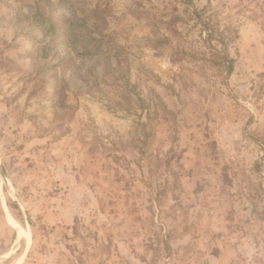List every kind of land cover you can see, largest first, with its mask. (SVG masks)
Instances as JSON below:
<instances>
[{
    "label": "rangeland",
    "instance_id": "374dc122",
    "mask_svg": "<svg viewBox=\"0 0 264 264\" xmlns=\"http://www.w3.org/2000/svg\"><path fill=\"white\" fill-rule=\"evenodd\" d=\"M0 264H264V0H0Z\"/></svg>",
    "mask_w": 264,
    "mask_h": 264
},
{
    "label": "trees",
    "instance_id": "16d2710c",
    "mask_svg": "<svg viewBox=\"0 0 264 264\" xmlns=\"http://www.w3.org/2000/svg\"><path fill=\"white\" fill-rule=\"evenodd\" d=\"M64 9H66L67 11H70L71 12V15H73L78 21V24L74 26V31H75V34H76V39L82 41V40H93V39H90L89 35L90 33L88 31H86L85 33V37H83L82 35H79V30L81 28L87 30L86 28V22L88 19H90V17H83V18H78V16L76 15L77 14V9H74L72 6L70 5H65V7H63ZM63 19H67L69 21L70 17L71 16H68V14L66 15H63L61 16ZM36 18H38V22H40L41 24H44L45 23V20H44V17L41 15V14H37L36 15ZM94 18V17H93ZM97 18H100V17H97ZM96 19V18H95ZM97 20V19H96ZM56 23L54 22H48L46 25V31L47 32H51V39L52 40H55L56 38L57 39H66L69 35H70V32L69 31H66V28L64 27L63 28H59V27H56L55 25ZM98 25V23H97ZM211 38V35L208 36V39ZM222 62L225 64V70H226V76H229L232 71H233V60L227 56H222Z\"/></svg>",
    "mask_w": 264,
    "mask_h": 264
},
{
    "label": "crops",
    "instance_id": "0c3cea01",
    "mask_svg": "<svg viewBox=\"0 0 264 264\" xmlns=\"http://www.w3.org/2000/svg\"><path fill=\"white\" fill-rule=\"evenodd\" d=\"M9 220L14 221L11 217H9Z\"/></svg>",
    "mask_w": 264,
    "mask_h": 264
}]
</instances>
